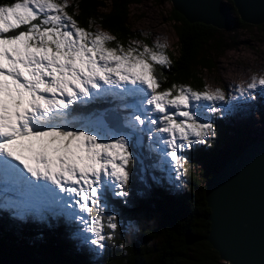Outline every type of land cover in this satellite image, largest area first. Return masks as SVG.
Here are the masks:
<instances>
[{"label":"snow or ice","instance_id":"snow-or-ice-1","mask_svg":"<svg viewBox=\"0 0 264 264\" xmlns=\"http://www.w3.org/2000/svg\"><path fill=\"white\" fill-rule=\"evenodd\" d=\"M69 7V0L0 4V196L15 192L58 207L103 248L118 224L101 193L128 196L133 141L147 135L179 178L181 153L215 136L206 117L220 112L216 102L226 93L176 83L163 88L159 69L172 63L166 44L125 46L82 26ZM258 85L264 76L236 91ZM92 101L117 102L125 130L114 131L102 115L73 114ZM100 127L104 135L91 130Z\"/></svg>","mask_w":264,"mask_h":264},{"label":"trees","instance_id":"trees-1","mask_svg":"<svg viewBox=\"0 0 264 264\" xmlns=\"http://www.w3.org/2000/svg\"><path fill=\"white\" fill-rule=\"evenodd\" d=\"M11 2L14 0H0V4ZM136 2L69 0L68 11L75 13L82 26L91 24V30L98 26L125 46L132 41L151 46L148 38L128 26V8ZM222 2L228 7L232 24L226 30L189 23L170 7L168 20L175 29L177 44L175 51L167 52L171 65L159 69L163 74V88L173 83L200 87L202 82L197 70L214 67V57L230 45L226 34L241 28L259 29L264 24L250 25L241 21L231 1ZM107 106L104 101H92L77 105L73 114L85 117ZM258 113L263 125L259 134L245 124L225 121L220 112L207 117L216 134L206 138V144H194L186 149L189 171L196 162L201 164L197 169L199 174L192 175L193 181L186 189L176 186L166 176V164L159 161L150 148L143 143L134 145L128 196L117 198L110 191L103 193L121 223L125 220L131 223L128 229L117 227L112 233L114 239L106 240L99 254L77 233L76 223L57 207L50 210L46 203H41L39 208L23 206L25 212L15 201L0 197V258L12 264H227L205 240L209 210L203 199L204 189L210 176L228 156L264 136V112L259 109ZM10 196L13 194L8 192L7 198ZM19 199L39 202L20 195Z\"/></svg>","mask_w":264,"mask_h":264},{"label":"water","instance_id":"water-1","mask_svg":"<svg viewBox=\"0 0 264 264\" xmlns=\"http://www.w3.org/2000/svg\"><path fill=\"white\" fill-rule=\"evenodd\" d=\"M168 1L189 23L219 30L232 25L223 0ZM230 1L241 21L250 25L264 23V0ZM115 113L119 120V113ZM103 117L114 131L125 130L115 118ZM203 199L209 210L205 240L220 260L227 264H264V136L247 143L219 165L209 178ZM0 264L12 263L0 258Z\"/></svg>","mask_w":264,"mask_h":264},{"label":"rangeland","instance_id":"rangeland-1","mask_svg":"<svg viewBox=\"0 0 264 264\" xmlns=\"http://www.w3.org/2000/svg\"><path fill=\"white\" fill-rule=\"evenodd\" d=\"M170 7L171 5L168 0H144L133 3L128 8V26L134 30H137L140 35L148 38L152 45H155L157 42L164 43L167 45L165 49L166 52L175 51L177 36L172 23L168 20ZM100 9L105 10V8ZM93 31L106 32L105 30L100 29L98 26L94 27ZM226 36L229 37L228 43H230V45L219 55L214 57V67L211 70H197L202 85L200 87L190 86L194 89L200 90L204 89L205 87L210 90L215 88L224 89L226 93V100L216 102V107L220 109L222 118L225 121L231 120L238 125L245 124L252 130L257 131L259 134V132L262 131L263 125L259 120L258 111L260 109V111L264 112V86L258 85L256 89L251 90L250 93H245L243 95L238 93L236 88L238 86L246 87L247 83L251 82V78L253 76H256L257 78L264 76V24L259 29L255 27H251L250 29H237L234 32L226 34ZM134 42L137 44L141 43L139 41H132L130 44H133ZM126 102L133 103L134 100L133 98H128ZM114 103L117 102L106 103V105H108L107 107L98 111H93V113L82 118L91 117L94 115H104L107 116V119L110 117L115 118V121L123 126V116L126 115V112H117L114 109ZM255 103H257V105H254ZM108 110H113L114 112L120 113L121 115H119V120H116V117H114L116 116V113H108ZM91 130L97 131L101 135H104L106 132L104 127L92 128ZM142 141L136 142L134 140L132 147L134 145H140L143 143L144 146L150 148V150L154 153L153 155H155L159 161L166 164V176L172 179L176 186L184 189L188 188V186L193 181V176H195V174H199L197 170L201 165L199 162H196L193 167L191 166V171H189L190 169H188L186 165L187 158L185 155V150L181 153L185 157V167L180 170L181 175L179 178H177L176 171L170 167L168 159L163 157L160 152L153 150L158 148L159 145L150 142L147 138V135H144ZM104 192L105 191H102L101 193V199L106 205V214L115 215L114 206L105 200L103 195ZM7 193L8 191H6L3 196L0 197L10 201H15L22 206L21 208H23V206L39 208L42 206L41 203H44L42 201L35 203L24 202L23 200L19 199V194L15 192H10L13 194V196L7 198ZM110 193L114 195L111 191ZM8 206L9 205H7V207ZM11 210H13V207H11ZM23 210L26 212L24 208ZM58 211L67 217V214L64 211L59 208ZM116 222L118 224L119 230L128 229L127 227L131 223L128 220H125L123 223H121L119 218H117ZM76 227L78 229L77 233L85 240L89 247L94 250L96 254L101 253L103 248L94 247L90 244L91 235L82 231V225L76 223Z\"/></svg>","mask_w":264,"mask_h":264}]
</instances>
